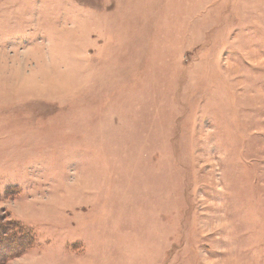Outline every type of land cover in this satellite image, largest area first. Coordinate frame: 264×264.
Instances as JSON below:
<instances>
[{
  "label": "rangeland",
  "instance_id": "rangeland-1",
  "mask_svg": "<svg viewBox=\"0 0 264 264\" xmlns=\"http://www.w3.org/2000/svg\"><path fill=\"white\" fill-rule=\"evenodd\" d=\"M0 264H264V0H0Z\"/></svg>",
  "mask_w": 264,
  "mask_h": 264
}]
</instances>
